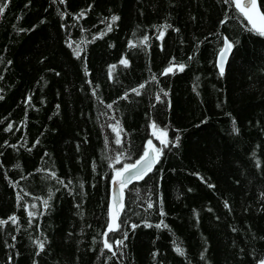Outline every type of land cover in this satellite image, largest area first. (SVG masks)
I'll return each mask as SVG.
<instances>
[{
	"label": "trees",
	"instance_id": "trees-1",
	"mask_svg": "<svg viewBox=\"0 0 264 264\" xmlns=\"http://www.w3.org/2000/svg\"><path fill=\"white\" fill-rule=\"evenodd\" d=\"M2 3L0 264L264 261V36L233 2ZM149 140L159 159L124 189L120 228L105 236L115 170Z\"/></svg>",
	"mask_w": 264,
	"mask_h": 264
},
{
	"label": "snow or ice",
	"instance_id": "snow-or-ice-1",
	"mask_svg": "<svg viewBox=\"0 0 264 264\" xmlns=\"http://www.w3.org/2000/svg\"><path fill=\"white\" fill-rule=\"evenodd\" d=\"M61 2H63V0H61ZM225 2H233L235 4V7L239 10V12L241 13V15H243L249 22V24H251V28L249 29L250 31H256L257 34L264 36V14H261L260 11L258 10V5H257V0H243V4H242V0H225ZM7 7V3H2L0 4V15H2L5 11V8ZM119 19V17L117 16H112L111 20L114 23L115 21H117ZM221 23H224V21H221ZM108 30H111V24H109L108 26ZM160 36H163V32L160 33ZM148 38L145 37L144 40H147ZM71 46V45H69ZM130 46H135L133 44H131L130 42ZM233 47V44L229 41V39L227 37L224 38V46L220 49V53H219V63L218 66L220 68V73L221 75H223V71H224V61L227 58V54L231 51ZM78 57L80 55L79 50L76 51L75 53ZM121 64L127 66L128 61L126 59H121L120 61ZM178 68L179 71H183L184 69V65H178L176 66ZM115 68V65H112L109 67V77L111 78L112 75V70ZM173 71V66H169L168 68L165 69L164 74H167L169 72ZM140 88H143L144 85H140ZM133 92H135L136 95H140V92L138 89H132ZM95 94V92L93 93ZM164 95L166 96L167 93L165 92ZM2 98V97H0ZM127 98V93L125 94L124 97H122V99H126ZM156 100L157 102H161V97L159 95L156 96ZM108 108H111L112 105L108 104L106 105ZM110 127H112L114 132H117V137L115 140V143L117 145L121 144V139L119 136V131H122V129H119V121H117L116 125H110ZM151 127L153 128V135L156 134V125L155 123H153L151 125ZM11 128V125H9V129ZM119 129V131H118ZM235 127H234V131H235ZM167 135L166 132L164 131H160L159 136L160 137H165ZM176 140L179 141V136L176 137ZM161 144H164L165 147H167V143L164 139L160 140ZM161 152L158 148H156L155 146H153L152 141L149 140L147 142V146L145 147V150L143 152V154L139 157V159H137L135 161V163H126L124 164V166L121 169L115 170V174L113 176V181L115 183H118L121 191H123V189L127 188L129 184H131L134 180L139 181L142 180L149 172L152 171L153 165L158 161L159 156H160ZM117 161H119V157L116 158ZM52 175L54 176L55 174L52 173ZM19 199V197H18ZM45 207H47V201L43 202ZM227 206V205H226ZM33 207H35V205H33ZM148 207L151 208L152 204L149 203ZM124 209V204H123V196L121 195V197L117 200L116 204L114 205H110L109 207V217H110V222L107 225V231L104 233L105 236H107L108 232H114V231H118L120 228V224L117 222L118 218H119V214L121 211H123ZM163 214V213H161ZM29 217H32L34 214L32 212L28 213ZM13 224L16 223V218L15 216L9 217L8 218ZM8 223V221L6 220H0V225L6 224ZM31 223V221H30ZM160 224H157L156 227H160ZM131 227L133 229H135L136 227H138V225L136 224H132ZM124 238L127 239V233L124 234ZM13 239H15V237H13ZM35 242V241H34ZM37 243L38 247L40 248V250H43L44 248V244L43 242H35ZM115 243L117 245H123V240H117L115 241ZM104 248L112 251V245L108 242L107 239H105L104 241ZM176 251L183 255V251L180 248H176ZM39 254V253H37ZM113 256L116 255V252H112ZM260 264H264V261H261Z\"/></svg>",
	"mask_w": 264,
	"mask_h": 264
},
{
	"label": "water",
	"instance_id": "water-1",
	"mask_svg": "<svg viewBox=\"0 0 264 264\" xmlns=\"http://www.w3.org/2000/svg\"><path fill=\"white\" fill-rule=\"evenodd\" d=\"M242 4H243V0H242ZM261 13V12H260ZM262 14V13H261ZM224 46V40H223V45L222 47ZM221 47V48H222ZM231 52V51H230ZM230 52L227 54V58L226 60L224 61V69H225V66H226V63H227V60H228V57L230 55ZM219 53H220V50L217 54V57H216V66L218 68V70L220 71V68L218 66V63H219ZM157 163V162H156ZM156 163L153 165V168L155 167ZM152 168V169H153ZM121 195L123 196V204H124V199H125V192H124V189L123 191H121V188L119 186L118 183H115L113 181V178L111 179L110 181V185H109V198H108V223L110 222V217H109V207L110 205H114L116 204L117 200L121 197ZM121 214V212H120ZM120 214H119V217H120ZM119 220V218H118ZM118 222V221H117Z\"/></svg>",
	"mask_w": 264,
	"mask_h": 264
},
{
	"label": "rangeland",
	"instance_id": "rangeland-1",
	"mask_svg": "<svg viewBox=\"0 0 264 264\" xmlns=\"http://www.w3.org/2000/svg\"><path fill=\"white\" fill-rule=\"evenodd\" d=\"M159 132V131H158Z\"/></svg>",
	"mask_w": 264,
	"mask_h": 264
}]
</instances>
